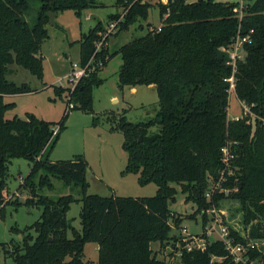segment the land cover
I'll return each instance as SVG.
<instances>
[{"label": "trees", "instance_id": "1", "mask_svg": "<svg viewBox=\"0 0 264 264\" xmlns=\"http://www.w3.org/2000/svg\"><path fill=\"white\" fill-rule=\"evenodd\" d=\"M41 1V13L31 27L24 18L30 0H0V216L8 206L3 208V202L13 159L25 158L33 164L26 178L30 187L37 176L40 186L52 187L51 179L55 177L66 186L81 187L83 196L67 195L52 200L41 195L34 202L43 207L41 218L24 228L23 242L1 243L0 254L2 251L13 264H85V245L96 242L98 264H167L154 253L153 244L177 243L180 235H172L171 231L180 230L186 217L197 221L201 215L205 228L209 222L206 210L213 205L221 208L225 200L240 204L245 234L231 228L236 241L264 244V127L250 115L240 120L229 119L230 94L225 79L229 78L232 66L228 64V55L221 52V48H229L235 42L239 31L243 37L253 31L251 42L244 46V60L238 63L236 94L264 118V0H248L241 23L237 5L231 2L176 0L169 4L170 15L164 18L165 6L117 0L120 8H129L117 36L135 23L148 20L153 7L160 9L163 20L162 30L150 29L118 52L123 62L120 89L154 86L159 97L155 118L134 123L123 113L113 122L112 129L124 134L123 149L128 153L123 174H137L143 186L151 182L158 185L155 196L136 198L88 194V162L83 156L53 162L47 155L57 144L73 110L93 113V91L104 84L99 76L102 70H90L73 91L54 87L56 96L66 93L69 103L74 102L73 109L67 107L59 121L50 122L32 113L27 118L6 116L17 105L5 100L6 96L38 91L28 83L11 81L8 75L13 66L44 79L42 45L49 37L50 13L72 9L82 17L97 2ZM121 14H112L109 20L119 19ZM106 30L99 22L79 41V63L84 67L90 60L92 66L102 61L107 67L112 59L107 45L110 36L104 39ZM101 41L102 50L97 52L96 44ZM157 126L159 132L154 133L151 129ZM228 141L238 143L233 146L234 173L224 184L229 192L218 193L212 202L206 197L209 181L219 175L222 149ZM176 185L181 186L187 202L196 205L195 212L185 216L172 211L170 204L176 202ZM76 202L83 204L82 230L73 228L67 218ZM15 204L21 206L19 202ZM70 230L72 238L68 236ZM12 231L19 229L14 227ZM182 253V264H239L220 241L210 243L205 251ZM214 256L224 260L213 262ZM250 257L256 264H264L261 248L250 250Z\"/></svg>", "mask_w": 264, "mask_h": 264}, {"label": "rangeland", "instance_id": "2", "mask_svg": "<svg viewBox=\"0 0 264 264\" xmlns=\"http://www.w3.org/2000/svg\"><path fill=\"white\" fill-rule=\"evenodd\" d=\"M216 1L236 3L240 0ZM41 7V0H30L24 18L31 27L36 24L41 13ZM124 11V8L118 6L117 0H97L96 6L85 10L82 17L77 16L72 9L56 13V23L53 25L50 23L47 26L49 37L42 45L44 79L41 81L32 76L26 69L13 66V72L8 75V78L18 84L28 83L38 91L14 98L17 104L16 108L8 111L6 116L8 118L14 116L27 118V114L32 113L36 117L50 122L61 120L64 110L69 106V99H67L66 93L61 97L56 96L54 87L58 86L61 79L68 76L73 64L79 63L81 51L79 41L96 24L101 22L106 27L112 14L123 13ZM161 23L160 9L153 7L148 20L135 23L129 30H125L118 36L109 37L107 45L113 57L108 62L107 67L100 71L99 76L104 80V84L93 91V113L87 114L81 110H73L57 144L53 149L47 151L49 159L53 162L72 160L79 155L86 159L88 162L87 182L90 185L88 194H98L102 197L117 195L136 198L155 196L158 192L157 184L151 182L143 186L139 184L137 174H123L128 162V153L123 149L124 134L117 129L113 130L112 127L114 126L113 122L123 113H126L128 120L134 123L144 122L157 116L159 97L155 88L139 85L137 87L126 86L124 90L120 89L119 72L123 62L118 52L124 44L140 39L150 29H157ZM221 52H223L222 49ZM73 88L74 85L66 83L64 89L73 90ZM131 88H137L138 92L133 93ZM10 98L7 96L5 100L13 102ZM72 104L74 105V102ZM228 115L230 120L242 115L236 94L230 96ZM55 130H58V127ZM151 130L154 133L159 132L158 126ZM32 166L33 164L25 158L12 160L9 168L11 178L8 180L7 190L4 194L3 208L8 206L3 217L0 216V244L12 240L23 242L22 232L24 228L32 226L41 218L43 207L34 205V202H37L41 195L52 200H58L59 197L67 195H72L75 198L83 196L81 187L66 186L62 180L55 177L51 179L52 187L40 186L39 176L33 179L31 185L33 188L30 187V184H26V178L32 171ZM176 189V202L171 206L172 211L185 216L195 212L197 210L196 205L187 202L181 186L176 185ZM28 200L30 202L25 204ZM15 202H19L21 206L16 207ZM82 206L83 204L80 202L73 203L67 213L71 226L78 230H82V222L80 221ZM222 207L223 217H225L230 228L245 234L239 202L225 200ZM1 209L2 206H0ZM197 217V221L186 217L183 222V226L187 227L190 233L194 235L202 234L204 229L203 217L201 215ZM14 227L19 229V232H13ZM178 231L179 229L174 228L171 234L179 233ZM68 236L69 238L73 237L71 230L68 232ZM167 245L159 242L154 243V253L159 258L164 259L162 252ZM259 246L264 251V244H259ZM98 254V244L88 242L84 250V263L98 264ZM0 260L1 264H13V260L5 258L2 251Z\"/></svg>", "mask_w": 264, "mask_h": 264}, {"label": "built area", "instance_id": "3", "mask_svg": "<svg viewBox=\"0 0 264 264\" xmlns=\"http://www.w3.org/2000/svg\"><path fill=\"white\" fill-rule=\"evenodd\" d=\"M176 0H136V2H141V4H153L156 6H165L167 8V12L164 18H167L170 15L171 8L169 7L170 3H175ZM187 3H193L198 0H184ZM248 0H240L236 2L238 18L241 23L244 15L245 9L247 6ZM125 11L121 14L119 19L109 21L106 26L107 30L104 35V39L109 36L115 35L119 29L121 23H123L126 14L129 11V8L124 9ZM89 17V16H88ZM163 23V20H162ZM159 24L157 30H162L163 24ZM253 33V31H251ZM251 33L247 34L245 37L240 35V31L235 42L229 46V48H221L224 53L228 55L229 62L232 66V72L229 78L225 79V82L229 84L228 94H236L237 90V68L240 60H244V46L246 43L251 42ZM103 39V40H104ZM103 41L97 43V52L102 50ZM105 68V64L102 61H99L97 65L92 66L91 60L89 64L84 67L81 63H75L72 65V69L69 72L66 78L61 79L58 86L61 88H65L66 83L74 85L73 90L77 87V85L81 82V80L88 76L90 70H102ZM71 90V91H73ZM237 96V94H236ZM239 100V99H238ZM239 104L241 107L242 115L236 116L235 118H231L232 120H240L248 115L252 117V119H258L261 125L264 127V118L254 113L251 110V107L239 100ZM73 104L69 103L68 109L73 108ZM229 109V107H228ZM237 146V142L228 141L224 148L222 149V168L219 171V175L216 179L210 178V186L206 193V197L209 201H214V197L218 193H228L229 190L224 188V184L229 180L234 173V165L232 164L233 159L235 157L234 147ZM221 208L216 205L211 206L206 210V213L210 219L207 226L203 229L202 234L194 235L190 233L187 227H182L178 232L179 240L177 243L168 244L166 248H164V259L167 264H182V255L183 251L186 250L188 252L192 251H205L208 245L212 242L220 241L224 244L226 251L229 253V256L233 259L234 262L239 264H256V260L250 257V250L258 248L260 249L259 243L257 242H249L248 244H242L241 242H237L236 234H233L230 226L227 224L225 217H223ZM224 260L223 257L214 256L212 261L222 262Z\"/></svg>", "mask_w": 264, "mask_h": 264}, {"label": "water", "instance_id": "4", "mask_svg": "<svg viewBox=\"0 0 264 264\" xmlns=\"http://www.w3.org/2000/svg\"><path fill=\"white\" fill-rule=\"evenodd\" d=\"M55 17H56V12L50 13V23L53 25L56 23L55 21ZM142 141V137L140 138V142ZM170 206H172V204H170Z\"/></svg>", "mask_w": 264, "mask_h": 264}, {"label": "crops", "instance_id": "5", "mask_svg": "<svg viewBox=\"0 0 264 264\" xmlns=\"http://www.w3.org/2000/svg\"><path fill=\"white\" fill-rule=\"evenodd\" d=\"M88 16H89V15H88ZM108 64H109V63H108ZM121 69H122V66H121ZM46 86H48V85H46ZM150 88H155V87H154V86H150ZM131 89H132L131 91H132L133 93L138 92V91H137V88H131ZM6 97H7V96H6ZM6 97H5V98H6ZM10 97H11L10 99H11L13 102H15L14 98H16V97H18V96H10ZM15 103H16V102H15ZM47 121H48V120H47Z\"/></svg>", "mask_w": 264, "mask_h": 264}]
</instances>
